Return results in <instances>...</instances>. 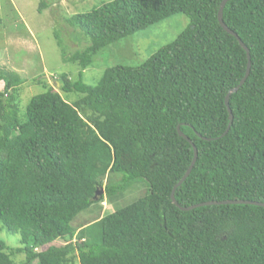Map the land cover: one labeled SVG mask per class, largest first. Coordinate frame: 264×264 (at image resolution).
Wrapping results in <instances>:
<instances>
[{
    "label": "trees",
    "instance_id": "obj_1",
    "mask_svg": "<svg viewBox=\"0 0 264 264\" xmlns=\"http://www.w3.org/2000/svg\"><path fill=\"white\" fill-rule=\"evenodd\" d=\"M221 1L110 0L71 14L69 34L80 39L61 54L79 71L53 75L58 88L35 77L42 91L23 113L25 80L0 67V231L20 236V264H264L263 206L182 210L170 196L193 158L179 127L197 150L174 190L179 206L264 203V0H227L222 10L250 62L228 98L229 127L225 96L247 56L218 23ZM178 13L188 27L144 62L84 81L101 51ZM139 179L143 196L74 226ZM16 252L0 237V264H16Z\"/></svg>",
    "mask_w": 264,
    "mask_h": 264
},
{
    "label": "rangeland",
    "instance_id": "obj_2",
    "mask_svg": "<svg viewBox=\"0 0 264 264\" xmlns=\"http://www.w3.org/2000/svg\"><path fill=\"white\" fill-rule=\"evenodd\" d=\"M40 1L0 0V67L17 71L25 80L20 103L21 113L31 95L42 91L35 77L44 78L54 85L56 81L53 75L71 70L76 73L79 71L77 64L62 58L61 51L71 53L74 50L71 42L80 39L79 35L69 34L72 28L64 18L76 12H87L110 0H42L44 6ZM188 25L189 19L178 13L121 38L95 56L92 67L86 68L82 73L84 81L95 84L104 69L113 65L133 67L141 64L159 47L175 39ZM83 43L86 44L87 40L83 39ZM58 87L56 84V88ZM136 184L111 202L103 198L87 211L81 212L74 220V226L78 228L93 222L143 196L147 190L146 183L139 179ZM0 237L15 252L21 246L18 234H10L3 228ZM61 242L57 240L55 243ZM23 260L24 254L16 252L15 263L20 264Z\"/></svg>",
    "mask_w": 264,
    "mask_h": 264
},
{
    "label": "water",
    "instance_id": "obj_3",
    "mask_svg": "<svg viewBox=\"0 0 264 264\" xmlns=\"http://www.w3.org/2000/svg\"><path fill=\"white\" fill-rule=\"evenodd\" d=\"M227 2V0H222L221 3H220V6H219V10H218V13H217V20H218V23L219 25L226 31L228 32L229 34L233 35L236 40L238 41V43L241 45V47L246 51V56H247V64H246V71H245V74L244 76L242 77V79L240 80L239 84L233 88H231L228 93L226 94L225 96V104L226 106L228 107V98H229V95L232 93V92H235L238 87L244 82L246 76L248 75V72H249V66H250V62H249V54H248V50L246 48V46L244 45V43L239 39V37L237 36L236 33H234L232 30H230L226 25L225 23L223 22V19H222V10H223V7L225 5V3ZM57 85H58V82H57ZM228 113H229V124H228V127L230 126V123H231V120H232V114H231V111L228 107ZM177 132L179 134V136L185 138L189 143L190 145L192 146V149H193V158H192V161L190 163V165L188 166L187 170L185 171V173L183 174V176L181 177V179L173 186L172 188V191H171V200L172 202L178 206L180 209L182 210H188V209H191L193 207H196V206H200V205H210V204H234V203H250V204H255V205H261L264 207V203L263 202H257V201H246V200H224V201H208V202H203V203H199V204H194V205H191V206H186V207H181L179 206V204L177 203V201L175 200L174 198V190L175 188L186 178V176L189 174L195 160H196V156H197V150H196V147L195 145L191 142V140L183 133L180 131L179 127H177ZM199 136V135H198ZM103 189H100L96 194H101Z\"/></svg>",
    "mask_w": 264,
    "mask_h": 264
}]
</instances>
